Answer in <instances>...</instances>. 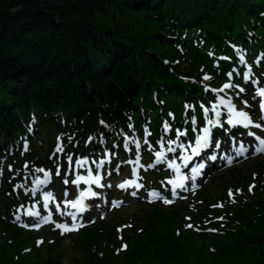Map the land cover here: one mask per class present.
Masks as SVG:
<instances>
[{
	"label": "trees",
	"instance_id": "trees-1",
	"mask_svg": "<svg viewBox=\"0 0 264 264\" xmlns=\"http://www.w3.org/2000/svg\"><path fill=\"white\" fill-rule=\"evenodd\" d=\"M232 45L248 60L264 55V0H0V264H63L61 252L52 255L63 239L54 230L40 247L39 234L13 221L33 202L14 190L15 171L23 184V169L54 173L57 138L63 160L100 156V145L115 144L113 165L140 154L133 144L127 154L122 143L143 127L153 142L143 145L145 158L159 136L182 141L191 117L200 121L217 97L213 77L225 78L240 62ZM42 132L49 135L44 153ZM231 185L243 193L232 205L213 207L226 194L205 189L190 206L172 207L197 216L191 228L167 220L160 206L129 219L124 237L98 220L70 236L78 237L77 264H264V163L235 174Z\"/></svg>",
	"mask_w": 264,
	"mask_h": 264
},
{
	"label": "rangeland",
	"instance_id": "rangeland-1",
	"mask_svg": "<svg viewBox=\"0 0 264 264\" xmlns=\"http://www.w3.org/2000/svg\"><path fill=\"white\" fill-rule=\"evenodd\" d=\"M212 83L215 84V85H217L218 88L220 87L219 91H221V89H223V85L224 84H226V83L231 84L230 81L228 80V78L216 79L215 77H213V82ZM234 92L235 91H234V88L233 87L232 88H228V92H223L222 93L223 96L218 99V104H220V100L221 99H224L226 102L229 101V100H231L232 103L235 105V108L237 110H244V111H247L249 113V115L251 116L254 124L255 123H259V120L254 117V114L256 112V109H255L256 104H254V102H253L254 101L253 100V97L254 96L253 97L252 96L251 97H249V96L248 97H244V100L239 96V100H238V99H236L237 96L234 94ZM247 100H250V104H249L250 107L245 108V105L243 103H241V101H247ZM223 106L227 108V105L226 104H224ZM210 111L212 113H209V114L208 113L207 114L204 113V115L205 116H208V117H213V114H215V113L212 111V109H210ZM205 118L206 117L202 118V122L204 121L203 119H205ZM249 128L251 130L249 132H251V133H257L258 135H260V136H262L264 138V126L263 125H262L261 128H256L254 126H250ZM48 137H49V135H46L45 132H42L41 137H40V141H41L40 142V146L42 147V150H43L42 152L43 153H44L45 149L48 146L47 143H46V138H48ZM243 137H244V135H243ZM214 141L215 140H213V142ZM250 154H251L252 158L246 160V159H243V157H239L235 161V164L234 165H230V166H226V162L228 161V158H225V160H224L225 166H223L219 170L213 172L212 174L208 175L205 178L204 181H201L202 182V185L205 186V188H203L201 191H199L196 196H198V194L200 192H202L203 190H205V189L208 190V192H210L211 194H214L215 192H218V190H220V192L224 191L225 194H226V196L218 199L217 202L213 205V207H216L217 208V204L218 205H222V206H224L226 204L232 205L233 204V199L236 198L237 196H240V195L243 194L241 192L234 191V187L235 186H232L231 185V181H232L234 175L235 174L245 175V173L248 171L249 167H253L257 162H263L264 163V155H263V153L255 154V147L252 145V143H251ZM105 157H106V154H104L103 157L96 163V166H98V165L99 166L94 171L95 172V176H97L96 174H98L99 169L102 168L101 161L104 162L105 161ZM174 158H176V157L174 156ZM234 158L236 159L235 155H234ZM77 160H78L77 158H74V159H71V161H68V163L71 165V170L73 169V167H77L79 170L84 168L85 169V172L87 171V174L82 175V176L89 177L90 172L88 171V168L89 167L87 166V164L86 163H83V164L77 165L76 164V161ZM81 161H86V159L83 158V160L81 159ZM132 161H135L136 164H137V157L136 158H133ZM132 161L131 162L125 161V163L123 165H127L128 167H131ZM155 162L156 163H154V164L156 166L157 165V162H158L157 161V157L155 159ZM220 163H221V161L219 162V164ZM117 167H118V164H116L114 166L113 173H116L117 174ZM16 172L17 171H15V174H13V176L16 175ZM116 174H114V177H116ZM124 175H125V173H124ZM66 178H67L66 176L62 177L61 181H63ZM38 179H39V176H38ZM69 179L70 180L73 179L72 178V174L70 175ZM111 179H113V178H111L109 176V178L106 179L105 182H107V181L110 182ZM41 180H44V177H42ZM121 180H122V177H120V180L119 181H121ZM18 184H19V188H23L25 192H27L29 190L30 186H31V184L29 182H27V184H23L22 182H19ZM145 184L147 186H150V183H148L147 181H145ZM140 185H142V182H140ZM190 185L188 186L187 193H189L193 189H196L197 188V186H194L193 188H190ZM140 189H141V191L146 192L144 194V196L142 197V199H145V198L149 197L148 196V191L151 190V189L144 190L143 186L140 187ZM229 190H232V193H233V197L231 199L229 197ZM245 192L248 195H250V193H251L249 191V188ZM73 193H75V190L73 191ZM215 195H213V196H215ZM45 196L46 195H44L42 197L43 201H44V197ZM51 199L52 198H50L48 201H50ZM67 199H69V197H66L64 199V202L61 201V202H56L54 204V210H55V212H52V213L54 215H59L61 213V218L58 221L63 220L64 217H65L64 211L69 206V202L66 201ZM116 199L117 198H113L112 201H115ZM139 199H140V196L137 195L133 199L134 202L126 203L120 209H111V210L109 209L105 213L99 212L98 215H96L95 218H94L95 221L93 222V225L96 224L98 220H101L104 223H107V226L108 227H111L113 229L116 228V232H117L116 238L117 237L118 238L119 237H124V230L127 228L128 225H130L128 223V220L129 219L134 218L136 216V214H138L140 216L143 215V214L145 215L146 212H149L151 210V208L154 205L158 204V203L164 204L162 199H157L154 203H151V204H147L144 200L140 199V200H142V201L145 202V204H140L138 202V201H140ZM185 200L186 199H183L182 201H185ZM39 203H42V202H38L37 204H39ZM109 204L110 203L107 202L105 204V206L106 205H109ZM57 205H59V208H57ZM166 205H174V204H166ZM111 207H113V206L110 204V208ZM97 208H100V206H98ZM66 210H68V209H66ZM163 211H165L163 213V215L164 216L166 215V216L169 217L167 220H171L172 217H173V219L171 220V222L173 224H176V225H179V224L180 225H183L184 224V227H185V226L189 225L191 222H195L197 220V216L193 215V213L191 211H189L188 209H186V208L179 207L178 210H177V214L174 213V211H173V209H171V207L163 208ZM17 217H18V214H15L14 215V218L16 220V223L18 222L17 221ZM67 222H70V221H67ZM56 224H57V221L53 220V225L37 231V234H39L38 240L43 241V243H40L38 245L37 240H36L35 241V243L37 244L36 246H40V247L41 246H44L45 245V238H51V236H55L54 234H50V232L52 230H57L60 233H62V231H60L56 227ZM78 233L79 232H76L74 234L75 235L74 237H76V235H78ZM63 234H66V233H63ZM73 238L70 239V236L69 235L64 236L63 239L59 243H57V247L52 251V255L56 254L57 251L58 252H61L63 254L62 255V259H61V262L63 264H77V261H80V258L82 256V254H81V252L79 250L73 249L75 247L74 242L77 240L78 237L76 239H73ZM103 242L104 243H107V241H103ZM32 248L33 247L30 246L28 249H32ZM34 260H36V258Z\"/></svg>",
	"mask_w": 264,
	"mask_h": 264
},
{
	"label": "snow or ice",
	"instance_id": "snow-or-ice-1",
	"mask_svg": "<svg viewBox=\"0 0 264 264\" xmlns=\"http://www.w3.org/2000/svg\"><path fill=\"white\" fill-rule=\"evenodd\" d=\"M225 59H227V58H225ZM240 61H241V63L244 62V57L243 56L240 57ZM250 71H251V69H249V72ZM231 75H232V73L229 72L228 73V76L231 77ZM203 79L208 80V79H210V77H208L207 75H205L203 77ZM244 79H245L246 82L249 79V76H248V73L247 72L244 73ZM253 83H257V81H253ZM232 87H234V85L228 84V83H226V84L223 85V89H228V88H232ZM223 89H221V91H223ZM239 91L242 93V92H244V89L243 88H240ZM257 95L260 96V97H264V88H260L258 90V92H257ZM241 103H243L245 105V108L250 107V105L248 104L247 101H241ZM220 104L221 105H224V104L227 105V109H228V120H227V123L229 125H232V126H242L244 128H249L250 126H254L256 128H261L262 127V125L259 124V123H255V124L253 123V120H252L251 116L249 115V113L247 111L237 110L235 108V105L232 103L231 100H229V101L226 102L224 99H221L220 100ZM218 107H219V105H213V108H212V111L215 113L216 117H219L220 116V112L216 110ZM260 108H261V114H262L261 115V119H264V100L261 101ZM208 111L209 110L207 108L204 109L205 114H207ZM101 123H103V122H101ZM207 123L211 125V124H214V123H218V121H214L212 119H209L207 121ZM167 128H168V125H167V123H165V129H167ZM248 134L249 135H254V133H251V132H249ZM180 135H184V133H180ZM208 139H209V129L208 128H204L203 129V135L200 136L196 140V147L193 148V150H192L194 155L199 154L200 149L202 147H206L207 146ZM256 139L259 142V146L255 147V153H264V139H261L259 137H256ZM58 140H59V138H58ZM169 143L170 144L171 143H175V141H170ZM216 146L218 147L219 145L217 144ZM137 147H139V144H137ZM181 147H183V145H181ZM25 150H27V146L25 147ZM57 151H62V148L60 147V145L57 146ZM168 151L169 152H173V151H175V149L169 147L168 148ZM245 151H247V149L244 147L243 144H241L240 145V150L238 151L237 154L238 155H243ZM156 157H157V161L159 162L160 160L163 159V153L162 152H156ZM183 158L185 159V161H187L188 159H190V157H187V156H185ZM68 159H69V161H71V159H72L71 156H69ZM211 159L215 160L216 157L213 156V157H211ZM138 160H139V157H137V162H138ZM86 162L87 161H81V160H77L76 161L77 164H83V163H86ZM102 163H103V161H101V164ZM228 163L231 164L232 163V159H229L228 160ZM168 167L169 168H174L177 172H179V166L176 164L175 160L171 161L169 163ZM202 167H203V165H200V168H202ZM35 171H37V172H43L44 175H45V177H46L45 180L37 179L36 180V184L37 185L46 184L47 183V178L49 177V173L46 172L42 168H38ZM192 172H193V178H194L195 175L198 174L199 169L193 168L192 169ZM56 175H59V170H57ZM82 179H84V178L83 177H78L76 181H73V183H79V181L82 180ZM89 179H93L96 184H99V181H100L99 176H96L95 178L89 177ZM65 183H67L66 180H65ZM169 183H172L173 184V195L174 196L176 195V192H175V189L176 188H184V184L183 183H175L173 181H169ZM132 184H135V181L129 180V181H126L125 183H121L118 186L120 188H125L126 186L132 185ZM135 186L137 188L142 187V185H139V184H136ZM254 187H255L254 185H250L249 186V191L251 192L252 191V188H254ZM237 192H239V190H237ZM84 195H85V193H81V199H79V200L75 201L74 203H72V206L73 207L79 206V210L80 211H84V206H83V197H84ZM88 195L95 196L96 193L89 192ZM132 195L135 196L136 193L133 192ZM150 195L152 197H154V198H160L159 197V193L158 192H155V191H152L150 193ZM229 197H230V199L233 197L232 190H229ZM50 198H51V193H49L48 195H46L44 197V200L47 202ZM173 202L174 201L172 199H163V203L164 204H171ZM233 202H234V200H233ZM121 203H123V202H116V203H114V206H117L118 207ZM218 206L222 207V205H218ZM57 208H59V205H57ZM28 214L31 215V216H39V213L29 212ZM17 219H19V217H17ZM41 219L44 222H48L50 218L49 217H42ZM75 219H76V217L73 216V220H75ZM218 219H223V218L222 217H219ZM25 226L27 227L28 225H25ZM34 226L38 227L39 225L37 224V225H34ZM56 227L58 229H62V233L61 234L66 233V232H71V231L78 230L75 226L69 227L68 225H65V224H56ZM127 227H131V225H128ZM187 227L191 228L193 226L191 224H189V225H187ZM197 230H199V229H197ZM209 231H216V230L215 229H209ZM37 243L39 245L40 243H43V241H38ZM126 248H127V245L126 244L122 245V250H124Z\"/></svg>",
	"mask_w": 264,
	"mask_h": 264
},
{
	"label": "water",
	"instance_id": "water-1",
	"mask_svg": "<svg viewBox=\"0 0 264 264\" xmlns=\"http://www.w3.org/2000/svg\"><path fill=\"white\" fill-rule=\"evenodd\" d=\"M25 177H27L28 176V178L31 180V181H34V179H35V174H34V172H25V175H24Z\"/></svg>",
	"mask_w": 264,
	"mask_h": 264
},
{
	"label": "bare ground",
	"instance_id": "bare-ground-1",
	"mask_svg": "<svg viewBox=\"0 0 264 264\" xmlns=\"http://www.w3.org/2000/svg\"><path fill=\"white\" fill-rule=\"evenodd\" d=\"M106 202H108V199H105ZM37 222H42L40 219L37 220Z\"/></svg>",
	"mask_w": 264,
	"mask_h": 264
}]
</instances>
